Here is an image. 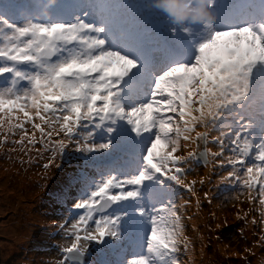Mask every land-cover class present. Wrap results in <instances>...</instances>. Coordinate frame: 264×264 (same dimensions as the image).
I'll return each instance as SVG.
<instances>
[{"label":"snow or ice","instance_id":"6c2138e0","mask_svg":"<svg viewBox=\"0 0 264 264\" xmlns=\"http://www.w3.org/2000/svg\"><path fill=\"white\" fill-rule=\"evenodd\" d=\"M31 2L0 0L21 17L13 23L0 16V144L16 135L19 139L11 143L22 149L39 143L38 154L48 153L47 170L69 148L86 153L126 150L131 161L135 153L130 141H147L138 172L97 180L80 199L73 191L90 178L76 170L54 193L66 214L54 227L64 240L86 242L81 251L86 248L89 255L83 264L92 255L93 242L101 245L96 264H181V250L189 253L191 245L183 215L189 202L177 204V197L180 188L196 194L186 167L196 160L221 169L218 183L243 190L245 201L233 199L248 208L240 209L236 219L264 232V72L257 96L248 101L252 73L264 66V0L249 5L251 11L243 9L238 23L219 30L208 23L191 63L157 68L142 66L127 47L109 42L111 30L129 20L131 9L120 0H78L85 11L70 17L60 13L63 18L56 20L48 17L57 0H49L35 18L28 12ZM208 2L211 7L215 0ZM245 105L254 117L240 115ZM181 149L184 154L177 155ZM145 180L160 185L154 194L163 199L157 210L141 213L147 224L142 230L141 217L129 206L140 197ZM117 191L126 195L116 196ZM114 213L124 216L113 219ZM260 241L264 243V234ZM59 247L62 258L56 264H73L76 243ZM130 249H135L131 258L122 259Z\"/></svg>","mask_w":264,"mask_h":264},{"label":"rangeland","instance_id":"374dc122","mask_svg":"<svg viewBox=\"0 0 264 264\" xmlns=\"http://www.w3.org/2000/svg\"><path fill=\"white\" fill-rule=\"evenodd\" d=\"M20 19L21 17L18 16L10 20L14 23H20ZM0 79H3V77L0 76ZM0 86H3V81L0 82ZM29 126L27 125L30 129L31 127ZM36 135L37 139H39L38 132ZM14 139H19V136H9L7 143L0 144V177H2L0 184L6 180L5 184L0 185V209L2 210L0 211V264H10L11 256L16 253L14 242H9L8 235L6 233L3 234L1 231V229L9 228L12 222L16 224L18 230L26 224L29 230L32 228L38 231V233H34L36 230H31L33 234L26 235V242L23 241L24 238L20 240L26 246L25 259L22 260L24 263L56 264L62 258L60 245L70 247L75 242L77 245L76 249L81 251V248L85 247L86 242L64 240L63 234H60L55 229L54 224L59 222L66 214L53 193L57 192L65 184L69 173L80 170L90 179L82 188L73 191V196L79 198L84 190L88 191L89 188L94 187V185H91L92 176L94 174L99 176L100 174L96 175L97 172H93L86 162L77 163L74 160L62 162L61 164L56 159L55 164L45 170L44 164L48 163V153L43 156L38 154L37 150L41 149L40 144L37 143L34 149H31V146L22 149L20 146L11 143ZM0 140H3L2 132H0ZM13 148H15V151H10ZM27 168L38 172V175H28ZM9 190H16L20 196H24V199H17L21 202L20 205H17L15 196L8 195ZM51 194L53 195L51 196ZM210 194L214 200L218 198V192L211 190ZM229 196L231 201L235 203L233 206L234 211L224 215L222 220L219 219L217 224L219 227L217 225L215 227L220 229V231L212 235V238L210 236L208 240V242L210 241L208 244L209 249L206 248V257L201 255L199 264H264V243L260 241V236L264 232H262L261 227L259 225L245 224L243 221L236 219V214L240 209L247 211L248 208L246 202L238 203L233 199V197L239 196L241 201H245L243 190L235 187ZM50 198H54V200L50 201ZM35 208L37 209L36 211L34 210ZM219 212L223 214V208L219 209ZM199 214L201 215L198 221L199 224H202L203 221L210 225L212 224L205 217V214L200 212ZM256 218L258 220L259 216L257 215ZM251 219L252 216H249V220ZM219 239L226 241L228 243L227 247L222 243L215 242V240ZM204 241L205 238L201 234V244L206 246ZM241 245L242 254L240 255L238 248ZM96 248L98 247L93 243L90 248L92 255L89 257V261L86 258L85 264H92L95 261ZM245 249H248L247 254H244ZM81 252L85 257L89 255L86 248L85 251ZM233 253H238V255H233ZM18 258L20 259L21 257L19 256ZM180 261L182 264L185 259H180ZM186 264H189L188 259H186Z\"/></svg>","mask_w":264,"mask_h":264},{"label":"bare ground","instance_id":"6f19581e","mask_svg":"<svg viewBox=\"0 0 264 264\" xmlns=\"http://www.w3.org/2000/svg\"><path fill=\"white\" fill-rule=\"evenodd\" d=\"M53 17H58V16H57V14L50 13L48 18H53ZM41 18H45V17L41 16ZM168 62H170V64H171L172 63V60L169 59ZM155 63H156V59H155ZM163 63L164 62H160V63L157 64V66L160 65V64H163ZM164 65H166V64L164 63ZM128 160L129 159H126L122 163H120V162H112V163H109L108 164V168L109 169H116V170H120V171L126 172L127 170H130V168L128 166V162H129ZM27 169H28V171H27V174L28 175H31V176L32 175H38V172L33 171L30 168H27ZM127 172H129V171H127ZM40 174H43V173H40ZM1 178L2 177H0V179ZM5 182H6V180H5ZM5 182H3L0 185L5 184ZM8 192H9L8 195L15 196L16 197L15 198L16 200L17 199H24V196H20L19 193H17L16 190H9ZM149 196L152 197L151 194H149ZM182 198L185 199L184 197L180 196V201L182 200ZM51 200H54V198H50V201ZM16 202H17V205H20V203H21L18 200ZM34 210L36 211L37 209L35 208ZM0 211H2V210L0 209ZM196 221L198 222L199 221V218L196 219ZM31 230H36V229H32L31 228L29 230L28 227L26 226V224L23 227H21L20 230H18V227L16 226V224L14 222L10 223V227L9 228H5L4 230L1 229V231H2L3 234L6 233L8 235L9 242L10 241H13L14 242V246H15V249H16V253L11 256L12 258H10V262H9L10 264H26V263H24L22 261V260L25 259L24 253H26V246L20 240H22L24 238L23 241L26 242V235L33 234L31 232ZM34 233H38V231L36 230V231H34ZM193 236H194V234L192 235V237ZM9 246H10V244H9ZM35 254H37V253L35 252ZM201 255H205V257H206V246H203L201 244V236L198 235V239H197L196 243H194V246L190 248V252L187 253V259L189 261V264H199L201 262V260H200V256ZM19 256L21 257L20 259L18 258Z\"/></svg>","mask_w":264,"mask_h":264},{"label":"clouds","instance_id":"9594fccd","mask_svg":"<svg viewBox=\"0 0 264 264\" xmlns=\"http://www.w3.org/2000/svg\"><path fill=\"white\" fill-rule=\"evenodd\" d=\"M207 2L208 0H153V6L164 11L175 28L182 29L188 24L199 25L201 29H206L208 23L204 19V13ZM210 236L204 237L206 248Z\"/></svg>","mask_w":264,"mask_h":264}]
</instances>
